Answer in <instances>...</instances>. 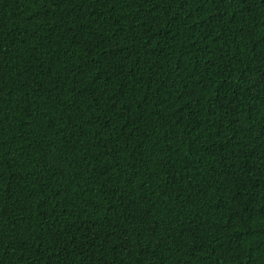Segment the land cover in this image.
Masks as SVG:
<instances>
[{
	"label": "trees",
	"instance_id": "trees-1",
	"mask_svg": "<svg viewBox=\"0 0 264 264\" xmlns=\"http://www.w3.org/2000/svg\"><path fill=\"white\" fill-rule=\"evenodd\" d=\"M0 264H264V0H0Z\"/></svg>",
	"mask_w": 264,
	"mask_h": 264
}]
</instances>
